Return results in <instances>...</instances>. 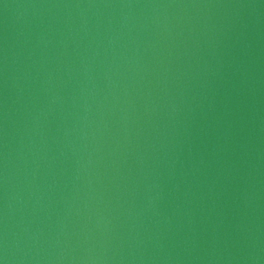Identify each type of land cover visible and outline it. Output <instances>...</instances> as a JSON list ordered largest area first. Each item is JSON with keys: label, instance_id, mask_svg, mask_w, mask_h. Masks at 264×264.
<instances>
[{"label": "water", "instance_id": "water-1", "mask_svg": "<svg viewBox=\"0 0 264 264\" xmlns=\"http://www.w3.org/2000/svg\"><path fill=\"white\" fill-rule=\"evenodd\" d=\"M3 264H264V0H0Z\"/></svg>", "mask_w": 264, "mask_h": 264}, {"label": "snow or ice", "instance_id": "snow-or-ice-1", "mask_svg": "<svg viewBox=\"0 0 264 264\" xmlns=\"http://www.w3.org/2000/svg\"><path fill=\"white\" fill-rule=\"evenodd\" d=\"M0 264H3V262H2V261H0Z\"/></svg>", "mask_w": 264, "mask_h": 264}]
</instances>
